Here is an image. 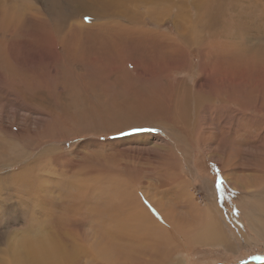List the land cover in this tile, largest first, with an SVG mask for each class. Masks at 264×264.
<instances>
[{
  "label": "rangeland",
  "instance_id": "rangeland-1",
  "mask_svg": "<svg viewBox=\"0 0 264 264\" xmlns=\"http://www.w3.org/2000/svg\"><path fill=\"white\" fill-rule=\"evenodd\" d=\"M45 1L0 0V262L51 236L68 264H264L263 58L195 43L166 76L127 74L160 47L126 39L114 70L113 40L63 38ZM179 1L143 29L178 39ZM181 1L193 17L202 0ZM27 3L42 19L16 23Z\"/></svg>",
  "mask_w": 264,
  "mask_h": 264
},
{
  "label": "bare ground",
  "instance_id": "bare-ground-1",
  "mask_svg": "<svg viewBox=\"0 0 264 264\" xmlns=\"http://www.w3.org/2000/svg\"><path fill=\"white\" fill-rule=\"evenodd\" d=\"M177 3L180 6V9L176 13V17H178L177 18L178 20L176 21L179 22L178 27L181 25L179 29H182V31H180L179 29L177 30L178 39L174 38L169 34L160 33L158 31H153L150 33L149 31L144 30L141 25L143 20L142 19L143 13H147L148 15H150V17L154 18L153 20L155 22H157L159 19H161L164 16V14L167 12L168 9L170 10L173 7V4L175 3L173 2L172 4V0H46L44 2V7L47 8V12L51 16L50 21L51 19H54L56 21V33L62 34L61 36L63 38L64 36L66 38L76 37L78 34L82 33V30L88 33L90 32L89 29L90 30L97 29V27H99L100 30H98L97 32L95 31L93 32L96 35H100V34L106 35L109 40L110 39L111 41L113 40L114 43L113 47H115L114 49H111L110 52H106V53L102 52V53L108 54L106 56H110L112 59H114L112 61L114 63H117V65L119 64L118 58L123 57L124 60H129V53L122 51L123 49L122 47L125 46V41L130 40L131 42H134L133 44H135V43H140L141 42L140 40H148L150 44L154 43L155 47H160L161 56H162V61L160 64L158 63L154 64L153 60L151 64L149 63L150 65L147 66L144 65V67L138 66L136 62L133 61L130 62V60L124 62L123 64L120 63L121 65H124V68H126L127 74L135 73L138 71L139 68L138 73H140L141 75L148 74V75H153V77L159 76V78L162 76H166L168 72V68H170L172 64L175 63V66L180 67L181 64L183 63V59L182 60L178 59L173 63L172 58L173 57L179 58L181 55L186 54L187 47L195 43L201 45L202 49L207 54L206 56L212 55V52L210 51L212 48H214L213 50H215V47H217V45L220 46L222 45V47H231L230 48L231 51L233 47L236 53L239 51L238 49H242L246 53H249L251 57L253 55L256 56L259 55L264 60V0H202L200 1V4L197 3V8L196 10H194L195 13L193 17L191 16L192 13L191 8H193L194 5L190 6L189 7L190 9H188V8H184L181 0ZM171 5L172 7H170ZM168 6L169 8L167 9ZM26 7H30L29 14L27 13L20 14L19 9H16V11H12L15 12L14 17L16 19V23H18V21H21L24 18L27 19V17L36 20L42 19V17L40 16L41 12L33 4L27 3L25 8ZM231 15H233V17H230ZM75 17L80 19L85 17L88 18L90 22L88 23L83 20L74 21ZM91 20L93 21L91 22ZM187 29L189 31H186ZM184 31L185 33L183 34ZM188 32H190V35ZM61 42L65 45V51H64L65 54L70 57L71 55L70 52L72 51L70 50L68 44L65 43V40H62ZM117 47L118 49L116 50ZM133 48L135 49V47ZM130 50L133 51L132 48H130ZM213 52L216 53L215 51ZM84 53L86 55V52ZM230 53H228L229 58L232 57ZM93 54L95 55L96 53ZM110 65L109 67L111 70L112 66ZM121 65L115 67L113 65L114 70ZM132 65H134L136 68H133ZM88 66L90 67V65ZM123 71L125 72L124 69ZM131 76L132 75H130V77ZM138 80L140 79L138 78ZM81 85H83V83ZM142 85H144V82ZM147 87L148 85L145 88ZM148 89L150 88L148 87ZM155 90H157V88L154 87L153 91ZM150 92H152V89ZM182 95H185L184 92L182 93ZM145 96L146 95H141L140 98L141 102L130 107L128 109V112L130 113V112L138 111L140 107L142 108L143 104H145L147 101L149 102V99L146 98ZM160 99L158 98V101ZM177 99H178L176 101L177 104L176 105L174 104V106L171 107H174L178 112V119L181 118L182 120H185L187 118L186 114L188 112V98L186 96H181ZM153 103L154 101L152 102V104ZM178 104L179 106L177 107ZM133 107H136L138 109ZM143 112L141 111V113ZM50 237L41 236V238L38 237L32 240L25 239L22 242V247L23 248L25 247V252L18 253L16 255L13 254L10 261H2L0 262V264H68L67 263V261L69 260L68 257L72 258L74 254L66 256V254L64 253L65 250L63 248H61V250L62 249L63 250L59 254L60 251V247L58 246L59 243L57 244L55 242V239L53 240V237H51L52 239ZM209 239H211V237H209ZM60 246H62V244ZM68 254H69V250H68Z\"/></svg>",
  "mask_w": 264,
  "mask_h": 264
}]
</instances>
